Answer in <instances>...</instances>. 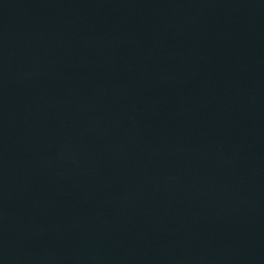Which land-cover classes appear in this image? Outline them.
Returning a JSON list of instances; mask_svg holds the SVG:
<instances>
[{
  "label": "water",
  "instance_id": "obj_1",
  "mask_svg": "<svg viewBox=\"0 0 264 264\" xmlns=\"http://www.w3.org/2000/svg\"><path fill=\"white\" fill-rule=\"evenodd\" d=\"M0 264H264V0H0Z\"/></svg>",
  "mask_w": 264,
  "mask_h": 264
}]
</instances>
